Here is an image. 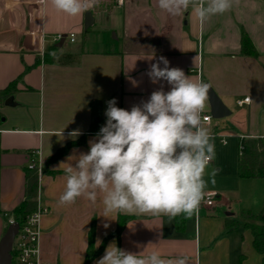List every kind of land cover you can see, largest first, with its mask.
<instances>
[{"label":"crops","instance_id":"0c3cea01","mask_svg":"<svg viewBox=\"0 0 264 264\" xmlns=\"http://www.w3.org/2000/svg\"><path fill=\"white\" fill-rule=\"evenodd\" d=\"M91 13L94 22L85 29V14L68 16L51 0H0V90L16 85L13 105L0 100V241L6 214L25 199L28 164L36 153L42 164L38 203L48 209L40 223L43 263L85 264L94 224V248L99 249L107 237L108 241L90 264L102 258L113 242L143 256L152 252L167 259L186 256L188 264H259L261 256L252 246L250 231L242 236L243 229L226 227L241 214L224 189L239 190L240 203L249 210L261 200L259 179L243 182L238 176L241 151L230 160L215 152L208 164L205 192L219 194L213 207H202L188 219L183 214L132 215L119 238L112 235L118 217L130 215L102 216V193L95 204L82 196L61 205L59 197L65 189V169L73 163L69 157L89 151V141L106 122L107 101L115 99L118 107L130 110L161 84L169 90L166 82L154 84L147 75L161 56L194 82L211 85L231 111L220 122L212 119L210 125L204 124L213 143L218 140L225 147L231 138L234 147L241 148L247 138L264 141V0H232L229 11L204 22L191 8L170 16L159 9L157 0H124L122 5L100 0ZM243 32L257 57L242 55ZM70 34L75 35L73 43ZM58 35L66 36L61 46L55 41ZM53 47L76 60L45 62L44 55ZM245 98L250 102L239 106ZM203 113L211 116L208 101ZM74 132L78 135L72 136ZM79 141L83 143L48 162L59 149ZM243 188L253 190L247 202L241 198ZM178 217L184 222L182 230L176 226Z\"/></svg>","mask_w":264,"mask_h":264},{"label":"clouds","instance_id":"9594fccd","mask_svg":"<svg viewBox=\"0 0 264 264\" xmlns=\"http://www.w3.org/2000/svg\"><path fill=\"white\" fill-rule=\"evenodd\" d=\"M99 2L51 0L57 11L71 17L90 12ZM157 2L170 16L191 8L201 22L232 7V0ZM147 75L154 84L166 82L169 90L161 84L148 100L130 110L118 107L115 99L107 101L106 122L89 141V151L69 157L73 163L65 169L61 205L73 204L82 196L95 204L102 193V216L106 218L113 214L169 218L183 214L188 219L199 211L207 187L205 171L215 155L202 115L210 85L194 82L183 70L170 67L163 56L151 64ZM34 219L38 220V215ZM95 264H188V257L167 259L156 252L143 256L113 242Z\"/></svg>","mask_w":264,"mask_h":264},{"label":"trees","instance_id":"16d2710c","mask_svg":"<svg viewBox=\"0 0 264 264\" xmlns=\"http://www.w3.org/2000/svg\"><path fill=\"white\" fill-rule=\"evenodd\" d=\"M56 48L53 47L51 52L44 55V61L47 63L70 64L76 58L71 55H60L56 53ZM241 51L243 56L257 57L258 53L253 46L250 38L244 32L241 37ZM16 90L15 83H11L6 89L0 90V100H7ZM96 111V110H95ZM83 143V141L67 144L65 147L59 149L48 162H55L64 156L69 149L76 145ZM242 155L238 161V176L242 179H261L264 182V141L261 138H247L242 142ZM44 170V169H43ZM25 199L10 213L6 214L7 227L9 220L13 219L21 227H23L26 216L32 214L38 207L39 194V173L37 170H29L25 177ZM132 219V216L119 215L117 221L116 231L112 234L120 237V234L125 224ZM178 230H182L184 226L183 219L178 217L176 220ZM228 230L243 229L248 230L252 236V246L255 251L261 256V262L264 264V209L260 214H253L249 212H242L239 219L228 221L226 223ZM95 240V226L92 225L89 232V243L86 253L85 264H90L91 261L103 251L108 237L105 239L99 249L94 248ZM13 264L15 252L12 253Z\"/></svg>","mask_w":264,"mask_h":264},{"label":"built area","instance_id":"2783aa9c","mask_svg":"<svg viewBox=\"0 0 264 264\" xmlns=\"http://www.w3.org/2000/svg\"><path fill=\"white\" fill-rule=\"evenodd\" d=\"M119 5L124 3V0H116ZM69 40L73 43L75 41V35L70 34ZM63 39V35H58L55 38L56 42H60ZM250 102L249 98H245L242 101H238V105L242 106L244 104H248ZM206 119L204 120V124L210 125L212 122V117L209 114H202ZM213 137V135H211ZM222 143L225 144V140H222ZM241 150L242 147H241ZM242 155V151H241ZM212 161V160H211ZM210 161V163H211ZM209 163V164H210ZM29 170H37L39 174L42 173V164L40 161L36 160V153L31 156V159L28 164ZM219 194L216 191L205 192L204 200L202 201L199 210L202 207L211 208L214 206L216 199ZM48 212L47 208H44L39 205L37 210L32 214L26 216L25 223L23 227L20 226L19 232L14 239L12 253L15 252L14 256V264H47L43 263L39 259V241H40V223L41 218ZM38 215V220H35ZM16 223L13 219L9 220V225ZM12 264H13V256H12Z\"/></svg>","mask_w":264,"mask_h":264},{"label":"water","instance_id":"95a60500","mask_svg":"<svg viewBox=\"0 0 264 264\" xmlns=\"http://www.w3.org/2000/svg\"><path fill=\"white\" fill-rule=\"evenodd\" d=\"M94 22L91 11L85 13V29H88ZM66 36L60 41V46L64 43ZM211 117L214 120H221L229 117L231 111L223 103L221 98L215 93L210 85L208 98ZM6 105H13V97L6 100ZM20 225L18 223L10 224L0 241V264H12V247L14 239L19 232Z\"/></svg>","mask_w":264,"mask_h":264},{"label":"rangeland","instance_id":"374dc122","mask_svg":"<svg viewBox=\"0 0 264 264\" xmlns=\"http://www.w3.org/2000/svg\"><path fill=\"white\" fill-rule=\"evenodd\" d=\"M214 122H220V120H214ZM228 143L229 145L223 147L220 142L218 140L214 141V146H215V152L216 154H221L223 157H226L227 160H230L231 157L233 158L235 155L237 157H239V152L243 150H241V148L239 147H234L235 141H233V139L228 138ZM241 180L243 182H254L252 181V179H242ZM251 180V181H250ZM254 180V179H253ZM256 182L260 183V191L258 192V195H260V202L259 204H256L252 206V209L249 210L247 208H245L241 203H240V191L236 190V189H231V188H226L224 189V191L228 194V196H230V200L232 201V206L234 207V210L236 212H238L239 214H241L243 212V210L245 212H251L253 214H260L263 209H264V182L263 180H257ZM255 193V192H254ZM251 194H253V190H249V188H243L241 190V198L247 202L248 201V197L251 196ZM245 234H250L248 232V230H242L241 231V235L244 236ZM251 246V245H250ZM252 248V247H251ZM254 251V249H252Z\"/></svg>","mask_w":264,"mask_h":264}]
</instances>
